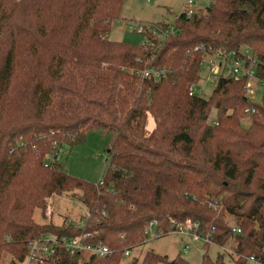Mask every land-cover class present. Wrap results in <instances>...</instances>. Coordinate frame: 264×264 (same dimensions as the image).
I'll list each match as a JSON object with an SVG mask.
<instances>
[{
    "label": "trees",
    "instance_id": "1",
    "mask_svg": "<svg viewBox=\"0 0 264 264\" xmlns=\"http://www.w3.org/2000/svg\"><path fill=\"white\" fill-rule=\"evenodd\" d=\"M125 2L0 0V264L22 262L44 234L83 232H98L90 241L111 253L61 252L50 264H122L147 244L151 222L164 238L188 220L215 245L233 244V264H264V95L254 114L244 79H220L209 99L190 96L205 52L239 59L247 47L264 63V0H213L178 16L176 36L148 32L139 46L109 40ZM150 67L167 76L143 78ZM94 131L110 136L102 185L45 163L55 143L68 157ZM69 193L90 215L84 228L35 222L47 198ZM204 248L201 264H226ZM131 264L192 263L148 251Z\"/></svg>",
    "mask_w": 264,
    "mask_h": 264
},
{
    "label": "built area",
    "instance_id": "2",
    "mask_svg": "<svg viewBox=\"0 0 264 264\" xmlns=\"http://www.w3.org/2000/svg\"><path fill=\"white\" fill-rule=\"evenodd\" d=\"M204 3V8H200V4L196 0H184V4L180 11L179 16L185 15L190 18L198 12L204 11L207 2L213 0H202ZM175 23V22H174ZM170 24L164 31H158L155 25L149 23L135 24L133 30L138 33L146 34L148 32L152 33L158 40H164L169 36H176L179 30L175 25ZM148 42L143 45H147ZM241 58H233L231 55L226 56L223 53H209L205 52L204 58L201 64L200 80L193 84L190 91V96L198 95L197 91H206L207 87H216L220 79L228 80L235 79L245 80V98L251 103V106L247 108V114L256 113V106L262 103V98L264 95V78L259 77V69L264 66V63L258 58V56L249 48L245 47L240 51ZM208 71L206 76H203L204 70ZM143 78L153 80L156 82L161 81L167 75V71L164 69H157L150 67L143 71ZM203 82V85H199ZM200 96V95H199ZM211 123L217 125L214 115L211 116ZM151 124V122H149ZM56 144L52 153L45 156V163L50 166L56 163L63 162L67 155L69 154L68 146L65 144ZM103 184V179L99 182V185ZM57 197H49L45 200L46 207L44 215L50 222L53 221L54 209L53 201ZM90 215L87 212L85 216L79 218L78 220H73L68 218L64 221L66 227H76L82 229L86 226L87 220ZM175 229L170 233L174 235H182L191 241L190 245H186L183 248L182 254L188 256L191 251V245L193 243H199L202 246L208 245L210 247L215 246L209 235H206L200 231V225L190 220L183 224H177L172 222ZM157 222H151L145 229V242L149 243L162 238V233L158 229ZM158 229V230H157ZM233 233H240L238 229L233 228ZM169 234V235H170ZM98 236V232L90 233L83 232L75 238H69L67 236H59L56 234H44L39 239L32 241L28 247V254L26 258L16 264H50L53 262L61 252H65L70 256L75 255H85V256H95L98 258H104L109 253V249L105 247L101 242L95 243L92 240L93 237ZM225 251L224 247H219ZM133 252L126 251L124 253V260L132 256ZM227 254V253H226ZM235 254L233 250L229 251L228 256ZM243 264H262L253 257L245 259Z\"/></svg>",
    "mask_w": 264,
    "mask_h": 264
},
{
    "label": "rangeland",
    "instance_id": "3",
    "mask_svg": "<svg viewBox=\"0 0 264 264\" xmlns=\"http://www.w3.org/2000/svg\"><path fill=\"white\" fill-rule=\"evenodd\" d=\"M200 8H204L202 0H196ZM184 0H126L122 10L121 18L115 22L112 31L109 35V40L113 42H122L132 45H143L147 42L144 34L133 30L135 24L149 23L157 26L165 24L167 27L173 24L180 14ZM203 76L208 74L205 69ZM199 85H203L200 82ZM215 87H207L206 91H197L203 99H209ZM249 124L248 122H245ZM149 130H151L149 128ZM109 139L110 136H104L101 131L92 132L84 144L75 146L70 155L63 161L64 170L70 176L84 179L89 183L99 184L104 179L106 172L109 169ZM53 221L55 225H62L65 220L71 218L78 220L87 213V209L70 193L59 196L53 201ZM41 210H37L34 215V220L38 224L50 223ZM229 225H234L231 218L227 219ZM191 241L185 236L170 234L159 240H155L143 245L137 249L130 258L125 259L122 264H131L135 259L142 262L144 255L148 251H154L160 256H166L168 262L172 259L181 256L192 264H201L203 255L206 253L204 246L199 243L191 245V251L188 256L182 254L183 248L190 245ZM233 244L224 247L223 251L219 247L212 246L208 250V257L211 260H216L218 255H224L226 264H233L229 261V251L233 250ZM200 250V251H199ZM232 258V257H231ZM9 256L5 258L3 264H10Z\"/></svg>",
    "mask_w": 264,
    "mask_h": 264
},
{
    "label": "crops",
    "instance_id": "4",
    "mask_svg": "<svg viewBox=\"0 0 264 264\" xmlns=\"http://www.w3.org/2000/svg\"><path fill=\"white\" fill-rule=\"evenodd\" d=\"M150 122H151V124H149V128L152 129L154 127V121L150 120ZM201 254L204 255V253H201Z\"/></svg>",
    "mask_w": 264,
    "mask_h": 264
},
{
    "label": "water",
    "instance_id": "5",
    "mask_svg": "<svg viewBox=\"0 0 264 264\" xmlns=\"http://www.w3.org/2000/svg\"><path fill=\"white\" fill-rule=\"evenodd\" d=\"M207 5H210L211 7H213V4H210V2H207Z\"/></svg>",
    "mask_w": 264,
    "mask_h": 264
}]
</instances>
